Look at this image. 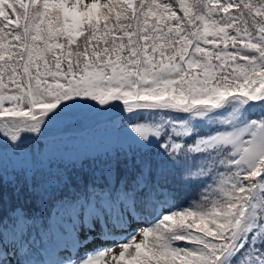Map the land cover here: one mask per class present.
<instances>
[{"label":"snow or ice","instance_id":"obj_1","mask_svg":"<svg viewBox=\"0 0 264 264\" xmlns=\"http://www.w3.org/2000/svg\"><path fill=\"white\" fill-rule=\"evenodd\" d=\"M81 116L121 139L40 181L0 174V264H264V0H0V141ZM57 199L70 226L38 248L25 204ZM44 241L55 260L33 259Z\"/></svg>","mask_w":264,"mask_h":264},{"label":"rangeland","instance_id":"obj_2","mask_svg":"<svg viewBox=\"0 0 264 264\" xmlns=\"http://www.w3.org/2000/svg\"><path fill=\"white\" fill-rule=\"evenodd\" d=\"M76 121L77 122H74L67 129H62L63 125L61 122L49 126L40 140L30 141L19 150H14L4 145L3 141H0V145H3L2 151H0V174L4 175L5 181L16 180V175L13 171L22 166H26L28 169L32 170L35 163L39 161L47 163L48 159L51 157L64 156L66 158H82L88 154L99 152L106 146L114 144L121 139V134L117 125L114 124L111 119H96L81 116L79 120L76 119ZM7 172H11V174ZM16 181L19 182V180ZM12 198L15 203H18L14 195ZM77 211H79V209H77ZM70 215V210L60 206L52 214V226L54 228L59 225L70 226V221L68 219ZM5 225L8 226L7 238L0 235V243L8 244L9 249H11L12 220ZM25 232L27 233L28 239L33 238L36 241L38 248L42 240L46 239V237L43 236L45 229L37 221H29L25 225ZM54 235L55 233L53 232V238ZM43 243L48 246L49 251L42 255L37 254L34 256L35 259H42L44 261L55 260V251L52 250V246L49 245L47 241ZM104 247L107 248L108 245H104ZM91 249H93V247H91ZM116 251L118 252L119 249H116ZM12 264H16L15 257L12 258Z\"/></svg>","mask_w":264,"mask_h":264},{"label":"trees","instance_id":"obj_3","mask_svg":"<svg viewBox=\"0 0 264 264\" xmlns=\"http://www.w3.org/2000/svg\"><path fill=\"white\" fill-rule=\"evenodd\" d=\"M189 2H191V0H189ZM76 119L79 120V117ZM76 119L69 120L67 122L65 121L61 122V124L63 125L62 129L69 128V126H71L74 122H77ZM77 159L79 158H66L64 156L54 157V158L51 157L48 159L47 163H44L41 161H39L38 163H35L32 170L29 169V171L30 173L35 174V178L37 181H40L50 174H54V173L70 168L72 163L76 161ZM24 169H28V168L26 166H22L16 169L15 171H13V173L16 175V180H19V181L23 180V170ZM7 173L11 174V172H7ZM78 174H83L86 177L90 175L89 173H78ZM169 188L171 190V194L175 197L176 201L181 204H187L188 201L192 197H195L197 195V185L185 184L178 177L170 182ZM83 191L84 189L82 185L74 183L72 185V190H69L66 188L64 189L63 193L58 194V196L63 195L65 199L71 201L73 200L74 197H77V196L82 197ZM8 193H9V199H10L9 207H14L18 203H22V201H18V203H15L13 201V198H12L13 189L11 187L8 188ZM56 205H60L58 199L55 201H50L39 207L36 206L35 202H33L32 204H25V207L29 209L31 212L35 213L37 220L41 221L42 223H45L46 221H48L49 214L56 207Z\"/></svg>","mask_w":264,"mask_h":264},{"label":"bare ground","instance_id":"obj_4","mask_svg":"<svg viewBox=\"0 0 264 264\" xmlns=\"http://www.w3.org/2000/svg\"><path fill=\"white\" fill-rule=\"evenodd\" d=\"M98 243L100 244L101 242L99 240H97L94 243L89 244L88 247H93V249H94L97 247ZM54 256H55V258H57L55 254H54ZM33 259H35V257H33Z\"/></svg>","mask_w":264,"mask_h":264}]
</instances>
